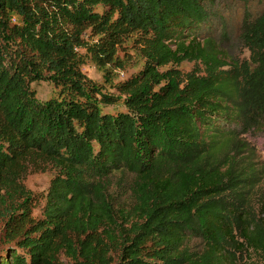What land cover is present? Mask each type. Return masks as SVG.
Wrapping results in <instances>:
<instances>
[{
	"label": "trees",
	"instance_id": "trees-1",
	"mask_svg": "<svg viewBox=\"0 0 264 264\" xmlns=\"http://www.w3.org/2000/svg\"><path fill=\"white\" fill-rule=\"evenodd\" d=\"M220 1L0 0V264H264V8L240 23L248 59H229ZM86 30L98 65L131 39L142 68L102 90L77 59ZM39 80L56 96L38 99ZM46 170L35 216L24 179Z\"/></svg>",
	"mask_w": 264,
	"mask_h": 264
},
{
	"label": "rangeland",
	"instance_id": "rangeland-1",
	"mask_svg": "<svg viewBox=\"0 0 264 264\" xmlns=\"http://www.w3.org/2000/svg\"><path fill=\"white\" fill-rule=\"evenodd\" d=\"M216 11L218 15L225 21L224 28H221L219 22L214 20V28L211 30L212 34L219 38L221 47L225 50V53L229 59H248V51L244 47L240 40V23L246 12L251 15H255L258 11L264 8V0H249L247 4L242 2H230L224 0L216 2ZM207 24V26H209ZM206 28V26H204ZM98 40V36L92 35L89 30L84 31L82 35V42L76 47V55L82 72L86 78L91 80L95 85L99 86L106 92H113L116 90L117 84L125 81L129 77L136 74L143 65L144 58L139 52L138 47L132 42L131 39H127L117 49L114 64H107L106 66H100L92 54V47ZM193 62H183L179 66L183 72L191 70ZM32 89L36 93V97L40 100H46L58 93L56 88L51 82L39 80L31 84ZM256 168L261 177L260 183L257 185L254 196L252 198V211L256 217L260 216L264 218V214L260 211L262 204L264 203V148H257L256 155L254 157ZM53 172L50 170L31 172L26 175L24 179L25 186L33 193L36 198V207L33 210L35 216H39L44 204V194L49 185V181L52 178ZM131 180L130 175L116 174L112 178L111 190L122 191L123 193L128 190ZM128 194V193H127ZM192 250L199 251L203 246L199 238H191L188 242ZM7 248L5 244L0 242V258L2 252ZM244 261L253 260L260 261L259 256L252 252L245 251L242 253ZM63 264H70V260L61 256Z\"/></svg>",
	"mask_w": 264,
	"mask_h": 264
},
{
	"label": "clouds",
	"instance_id": "clouds-1",
	"mask_svg": "<svg viewBox=\"0 0 264 264\" xmlns=\"http://www.w3.org/2000/svg\"><path fill=\"white\" fill-rule=\"evenodd\" d=\"M13 19L15 20V17H13Z\"/></svg>",
	"mask_w": 264,
	"mask_h": 264
}]
</instances>
